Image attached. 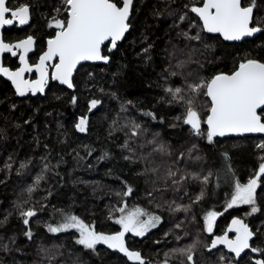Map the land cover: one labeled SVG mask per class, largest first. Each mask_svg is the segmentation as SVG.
<instances>
[{
    "label": "trees",
    "instance_id": "obj_1",
    "mask_svg": "<svg viewBox=\"0 0 264 264\" xmlns=\"http://www.w3.org/2000/svg\"><path fill=\"white\" fill-rule=\"evenodd\" d=\"M11 2L32 5L34 20L29 31L43 40L45 18L54 4L59 6V0ZM186 2L135 0L132 27L124 41L112 53L105 50L110 57L108 64L82 66L75 75L74 91L53 85L44 97L18 98L10 85L1 80L0 264H130L122 253L116 254L106 245H98L93 252L75 243L78 236L73 231L53 234L47 227L59 224L62 210L79 216L85 223L94 222L97 231H119L120 226L108 217L115 219L120 215L114 209L120 206L117 193L125 190V182L134 189L126 197V211L144 208L163 220L144 238L126 236L127 242L147 259L159 260L166 253L169 259H185L173 254V250L198 238L202 243L197 244L194 256L199 264H221L216 251L210 253L204 247L209 242L203 230V217L208 211L223 213L216 219L217 229L234 218H242L255 227L260 225L264 231L261 189H257L260 212L247 215L243 207L225 210L235 182L247 183L258 168L264 152L256 144L264 141V136L216 138L215 143L209 144L205 137L194 136L183 123L184 103L172 100L166 91L169 87L184 88L186 80L197 77L210 79L218 73L231 74L246 58L264 62V34L241 44H229L206 33H201L200 42L188 41L179 35L181 29L187 31V21L175 26L183 11L180 5ZM19 34L7 33L6 37ZM181 61L184 65L176 67ZM93 99L101 103L89 111ZM197 107L202 115H207V98L201 96ZM145 113H152L155 119ZM83 116L88 118V131L84 133L75 127ZM133 121L142 125L138 137L130 134ZM153 138L157 144H165L171 154L153 152L156 145L149 143ZM105 153L107 157L101 159ZM148 153V161L140 159ZM182 153L184 159L177 160ZM126 156L132 159H125ZM9 163L11 169L5 167ZM21 163H28V167L21 169ZM45 164L49 168L42 173ZM156 166L160 168L157 175L161 176L169 167L179 168L181 175L204 176L211 172L212 176L207 185L189 179L180 191H175L177 186L170 180L167 185L163 179L153 184L157 176L145 172V168ZM41 174L44 178L36 186L35 179ZM33 186L36 190L29 194L28 188ZM201 190L204 199L193 204L191 212L169 211V205L192 204ZM150 191L151 199L147 196ZM18 204L38 210L28 226L22 222ZM157 204L161 207L157 208ZM192 216L195 219L189 220ZM181 222L182 227L176 228ZM28 229L33 233L32 239L25 235ZM177 236L182 238L177 240ZM258 244L264 247V238L258 239ZM3 245H7L6 250Z\"/></svg>",
    "mask_w": 264,
    "mask_h": 264
},
{
    "label": "snow or ice",
    "instance_id": "obj_2",
    "mask_svg": "<svg viewBox=\"0 0 264 264\" xmlns=\"http://www.w3.org/2000/svg\"><path fill=\"white\" fill-rule=\"evenodd\" d=\"M180 8L183 11L177 16L175 26L179 27L187 21L185 25L187 31L181 29L179 35L188 41L200 42L201 33L218 34L224 41L229 42L244 41L257 34H264V15H261L264 12V0H188L180 5ZM135 11V0H59V6L54 4L49 16L45 18L47 27L52 30V35L46 41V50H42L38 62L29 63V53L35 50L36 38L29 35L13 43L6 40L4 30L12 26L29 25L33 7L27 2L13 6L11 0H0V76L7 77L15 87L16 94L21 97L29 93L32 95L43 93L49 79L72 89L75 87L73 74L79 65L97 61L108 63L110 57L105 54V50L112 52L117 48L118 42L124 39L125 34L132 27L131 18ZM193 29L196 30L194 33ZM6 53L17 57L21 66L14 71L6 67L4 60ZM184 63L181 61L176 67H182ZM32 72L37 74L36 79L25 78V73ZM171 75L175 76L177 73L172 72ZM166 91L171 95L172 100L184 103L183 123L189 126L194 136L205 137L209 144L215 143L217 137L264 134V62L246 58L231 74L218 73L210 79L197 77L192 81L186 80L184 88L169 87ZM201 96L206 97L208 101L207 115H202L201 108L197 107ZM72 103H76L75 97ZM100 103L99 100H91L89 111ZM145 115L155 119L152 113ZM75 127L79 132H87V116L81 117ZM142 131V125L133 121L131 137L140 136ZM149 143L156 145L152 149L153 152L161 155L171 154L167 146L163 143L157 144L155 138ZM124 147H128L127 142ZM193 147L195 148L196 145ZM256 148L264 152V141L257 143ZM149 156L151 153L141 156L140 159L148 161ZM224 156L227 160V153ZM106 157L107 153L101 159ZM125 159L132 157L126 156ZM180 159H184L183 153L177 157V160ZM5 167L11 169L12 165L9 163ZM26 167L28 163L20 164L21 169ZM48 168L49 166L45 164L42 173L47 172ZM149 171L157 176L153 181L154 185L160 179L164 180L165 185L170 180L172 185L177 186L175 191H180L189 179L207 185L212 176L211 172L204 176L193 173L181 175L179 168L173 170L172 167L167 168L162 176L157 175L160 173L158 166L146 167L145 172ZM43 178V174L37 176L35 185L38 186ZM257 189L264 191V156H260L258 168L247 183L235 182V190L226 203L225 210L249 205L250 212L247 215L260 212L261 209L257 205ZM35 190V186L28 188L29 194ZM133 191V187L125 182V190L117 193L121 197L120 206L114 209V212L120 215L115 219L111 215L108 217L120 226L119 231L111 234L97 231L94 222L85 223L79 216L64 213L62 210L63 221L56 225L49 224L48 231L59 234L75 230L79 234L75 243L85 249L95 252L97 245L102 244L122 253L132 264H147L141 252L128 247L125 237L129 233L136 237H144L163 223V220L161 216L144 208L137 207L126 211L128 208L126 197L131 196ZM147 196L151 199L153 192H148ZM204 196L205 193L201 190L192 200V204L175 207L169 205V211L189 213L192 211V205L199 204ZM17 207L20 208L23 224L28 226L38 210L24 209L19 204ZM156 207L159 208L161 205L157 204ZM222 214L216 211H208L204 214L203 230L209 236H213L216 219ZM194 219V216L189 217V220ZM175 227L181 228L182 222L177 223ZM229 232L235 233L234 238L228 236ZM25 235L28 239H32L33 233L28 229ZM181 238L176 237L177 240ZM260 238H264V231L260 227L254 229L245 222V219L234 218L223 235H215L209 243L204 244V247L211 253L214 249L223 246L233 255L226 257L221 254L219 256L221 264H225L226 261L228 264H236V262L242 264L244 254L249 252L256 254V257H264V247L257 245V240ZM200 243L202 242L197 238L194 243L173 250V254L178 253L185 257L187 264H199V261L194 259V249ZM3 248L6 250L7 245H3ZM167 256L168 253L165 254L164 264H168ZM256 257H248L250 264H264V258ZM181 264H184V261Z\"/></svg>",
    "mask_w": 264,
    "mask_h": 264
},
{
    "label": "flooded vegetation",
    "instance_id": "obj_3",
    "mask_svg": "<svg viewBox=\"0 0 264 264\" xmlns=\"http://www.w3.org/2000/svg\"><path fill=\"white\" fill-rule=\"evenodd\" d=\"M13 6H16V5H13ZM33 12H32V20H31V23L29 24V25H25V26H12V27H10V28H6L5 30H4V35H5V38H6V40L7 41H9V42H16V41H18L19 39H23V38H26L27 36H29V35H31V36H34L35 38H36V46H35V50L33 51V52H31V53H29V63H35V62H38V58H39V55L41 54V52H42V50H46V47H47V45H46V41H47V39L48 38H50V36L52 35V30L51 29H49L48 27H47V22L45 23V32H46V35L44 36V38H43V40H39V38L37 37V35L36 34H34L33 32H31V31H29V28L31 27V25L33 24ZM17 32H19L20 34L18 35V37H12V38H7L6 37V34L7 33H17ZM4 60H5V66L6 67H9L11 70H16L18 67H20L21 65H20V63H19V60H18V58L17 57H12L10 54H5V58H4ZM81 69V66L78 68V70H77V72H76V74L78 73V71ZM25 78H30V79H36L37 78V74L35 73V72H32V73H25ZM74 79H75V77H74ZM1 80H3V81H5V82H7L9 85H10V87L12 88V90H13V92H14V89H13V87H12V85L8 82V81H6L5 79H3V78H0V83H1ZM74 82V81H73ZM53 85H59V84H57V83H53V81L51 80V79H49V82H48V85H47V89H46V91H45V93H44V95H42V93H37V95L36 96H33L31 93H29V96H27L26 98H36V97H44L45 96V94L47 93V91L49 90V88L51 87V86H53ZM60 86V85H59ZM14 94H15V92H14ZM16 95V94H15ZM242 219V218H241ZM218 221V220H217ZM217 221L215 222V228H214V233H213V236H209V242L211 241V239H213V237L215 236V235H223L225 232H226V230L228 229V227L231 225V221L229 222V223H225L220 229H217ZM246 222V221H245ZM246 223H248V222H246ZM250 226H252L254 229L256 228L255 226H253L251 223H248ZM127 235H130V236H132L133 238L135 237V238H137L136 236H133V235H131L130 233L129 234H127ZM126 235V236H127ZM234 236H235V233H232V232H229V237L230 238H234ZM125 240H126V237H125ZM126 242H127V240H126ZM127 245H128V247L130 248V249H132V250H136L137 251V249L133 246V244L132 243H129V242H127ZM257 245L258 246H260L259 244H258V240H257ZM112 252H114V253H116V254H120V252H118V251H114V250H112V249H110ZM224 252L225 254H227L229 257H231L233 254L232 253H229L225 248H220V249H218V250H216V253L218 252ZM248 257H256V254H254V253H246V254H244V259H243V262H242V264H250V260L248 259ZM145 258V260H146V262H147V264H153L152 263V260H150V259H147L146 257H144ZM256 258H264V257H256ZM129 264V263H128ZM130 264H132V262L130 261ZM236 264H240V262H236Z\"/></svg>",
    "mask_w": 264,
    "mask_h": 264
},
{
    "label": "water",
    "instance_id": "obj_4",
    "mask_svg": "<svg viewBox=\"0 0 264 264\" xmlns=\"http://www.w3.org/2000/svg\"><path fill=\"white\" fill-rule=\"evenodd\" d=\"M131 29V28H130ZM130 31V30H129ZM129 33V32H128ZM128 33H126L125 34V37H126V35L128 34ZM207 34V33H206ZM208 35H210V36H219L218 34H208ZM260 34H257V36H254V37H249V38H246L244 41H238V42H229V41H224L223 39V41L224 42H226V43H229V44H241V43H243V42H245V41H247V40H252V39H255L256 37H258ZM125 37H124V39H125ZM220 37V36H219ZM124 39L123 40H121V41H119L118 42V44H120V43H122L123 41H124ZM118 44H117V46H118ZM116 49H114L112 52H114ZM112 52H110V53H112ZM7 54V53H6ZM109 61H110V59H109ZM109 61H108V63H109ZM108 63H103V62H101V61H97V62H84V63H82L81 65H79L78 67H77V70H78V68L81 66H84V65H87V64H89V65H106V64H108ZM77 70H76V72H77ZM76 72H74V74H73V81H74V77H75V75H76ZM0 78H3V79H5L6 81H8L11 85H12V87H13V89H14V92H15V94H16V91H15V87L13 86V84H12V82L10 81V80H8L7 79V77H4V76H0ZM53 81V80H52ZM53 83H57V84H59L60 86H63V87H65L66 89H68V90H70V91H74V88H72V89H69L66 85H62V84H60L58 81H53ZM46 89H47V87L45 88V91H46ZM45 91L42 93V95H44V93H45ZM37 95V94H36ZM36 95H33V96H36ZM27 96H29V94L28 95H26V96H23V97H21V96H19V95H17L16 94V97H18V98H26ZM245 136H264V134H245V135H230V136H227V137H223V138H221V139H226V138H235V137H245ZM217 138H220V137H217ZM228 236H229V233H228ZM220 248H224L223 246H220L218 249H220ZM218 249H214L213 250V252H215L216 250H218ZM227 250V249H226ZM213 252H211V253H213Z\"/></svg>",
    "mask_w": 264,
    "mask_h": 264
},
{
    "label": "rangeland",
    "instance_id": "obj_5",
    "mask_svg": "<svg viewBox=\"0 0 264 264\" xmlns=\"http://www.w3.org/2000/svg\"><path fill=\"white\" fill-rule=\"evenodd\" d=\"M100 105V104H99ZM98 105V106H99ZM97 106V107H98ZM96 107V108H97ZM95 108V109H96ZM95 109H92V110H95ZM84 133V132H83ZM239 207H243L247 212H250V206L249 205H241V206H239ZM245 211V212H246ZM63 221V217H61L60 218V220H59V223H61ZM257 227V226H256ZM258 227H260V225L258 226ZM157 228V227H156ZM156 228H154V229H152L150 232H152L153 230H155ZM74 233H76L75 232V230H72ZM150 232H148L144 237H146V236H148L149 234H150ZM77 234V236L79 235L78 233H76ZM131 234V233H130ZM132 235V234H131ZM205 235L208 237V233H206L205 232ZM144 237H141V238H144ZM209 243V242H208ZM98 246V245H97ZM217 254V259H218V262L219 263H221L220 262V260H219V256L221 255V254H223V255H225L226 256V254L224 253V252H219V253H216ZM227 257V256H226ZM165 259H166V257L165 258H162V259H159V260H152V263L153 264H164V261H165ZM194 259H195V256H194ZM167 260H168V264H179L178 262H182V261H184V264H187V261H186V258L185 259H178V260H176V259H169V257H167ZM225 264H228V262L226 261L225 262Z\"/></svg>",
    "mask_w": 264,
    "mask_h": 264
}]
</instances>
